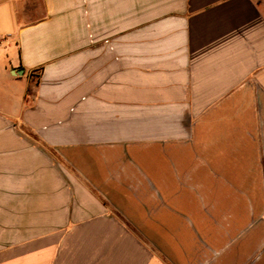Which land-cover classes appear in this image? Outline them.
Masks as SVG:
<instances>
[{
	"label": "crops",
	"instance_id": "crops-1",
	"mask_svg": "<svg viewBox=\"0 0 264 264\" xmlns=\"http://www.w3.org/2000/svg\"><path fill=\"white\" fill-rule=\"evenodd\" d=\"M0 264H264V0H0Z\"/></svg>",
	"mask_w": 264,
	"mask_h": 264
}]
</instances>
